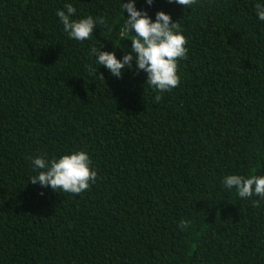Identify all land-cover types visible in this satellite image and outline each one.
<instances>
[{
	"label": "trees",
	"instance_id": "16d2710c",
	"mask_svg": "<svg viewBox=\"0 0 264 264\" xmlns=\"http://www.w3.org/2000/svg\"><path fill=\"white\" fill-rule=\"evenodd\" d=\"M129 2L0 0V264H264V198L223 183L264 176V0H136L187 38L164 93L135 59L116 77L91 54L131 52ZM67 3L106 23L69 38ZM80 150L97 172L89 190L30 183L33 158Z\"/></svg>",
	"mask_w": 264,
	"mask_h": 264
},
{
	"label": "clouds",
	"instance_id": "9594fccd",
	"mask_svg": "<svg viewBox=\"0 0 264 264\" xmlns=\"http://www.w3.org/2000/svg\"><path fill=\"white\" fill-rule=\"evenodd\" d=\"M186 9L196 4L197 0H169ZM151 5L153 0H147ZM65 10H57V16L71 39L85 41L91 38L97 23L105 24L103 18L88 16L79 20L72 17L77 9L71 4L64 5ZM123 12L127 10L129 17L126 18L122 29V35L131 37V52L118 59L115 52L101 51V48H92L91 54L96 56V63L106 67L116 77L122 76V70L131 68L135 59L138 70L147 73V84L158 93L171 92L179 87L181 77L179 61L187 58V38L181 31L179 22H172V18L164 11L156 14L155 22L146 11L136 8V0L122 4ZM258 18L264 21V4L255 5ZM162 97L156 96L159 101ZM34 170H39L38 175L31 179L32 184L39 183L44 187L50 186L53 190L60 189L65 193L81 194L89 190L92 183L97 179V172L91 170V158L87 151H74L64 154L59 158L47 160L42 157L33 158ZM228 189H236L241 199L251 198L253 195L264 198V176L251 175L246 178L242 175H227L223 180ZM258 205V201L254 202ZM190 221L181 220L179 227L187 230Z\"/></svg>",
	"mask_w": 264,
	"mask_h": 264
}]
</instances>
